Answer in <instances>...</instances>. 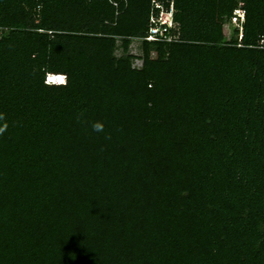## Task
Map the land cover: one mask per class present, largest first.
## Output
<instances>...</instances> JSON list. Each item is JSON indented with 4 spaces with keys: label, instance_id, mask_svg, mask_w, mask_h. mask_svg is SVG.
Instances as JSON below:
<instances>
[{
    "label": "trees",
    "instance_id": "obj_1",
    "mask_svg": "<svg viewBox=\"0 0 264 264\" xmlns=\"http://www.w3.org/2000/svg\"><path fill=\"white\" fill-rule=\"evenodd\" d=\"M0 129V264H264V0H0Z\"/></svg>",
    "mask_w": 264,
    "mask_h": 264
},
{
    "label": "clouds",
    "instance_id": "obj_2",
    "mask_svg": "<svg viewBox=\"0 0 264 264\" xmlns=\"http://www.w3.org/2000/svg\"><path fill=\"white\" fill-rule=\"evenodd\" d=\"M152 5L154 6L155 9L158 10V14H157V16H153L154 22H152V26L157 29V32L155 33V37L157 35L161 36V35H163V33L168 32L170 30V28L173 27V25H174L173 15H174L175 10L172 7V5H170L168 7V9H165L160 1H152ZM162 29H165V31L162 32ZM150 31H151V27L149 28L148 35H149ZM148 35H147V37H148ZM147 37H146V40H151V39H147ZM64 84H61V85H64ZM95 128H96V130H102V125H96ZM0 131H3V129H0Z\"/></svg>",
    "mask_w": 264,
    "mask_h": 264
},
{
    "label": "built area",
    "instance_id": "obj_3",
    "mask_svg": "<svg viewBox=\"0 0 264 264\" xmlns=\"http://www.w3.org/2000/svg\"><path fill=\"white\" fill-rule=\"evenodd\" d=\"M244 16V11L242 9H237L234 12L233 17L231 18L232 21H241ZM154 22V17L151 18V23ZM240 27V25H239ZM241 28V27H240ZM165 29H162V32H164ZM157 32V29L153 26H151V31L147 37V39H155V33ZM66 82V76L62 74H47L45 76V84L46 85H61Z\"/></svg>",
    "mask_w": 264,
    "mask_h": 264
},
{
    "label": "rangeland",
    "instance_id": "obj_4",
    "mask_svg": "<svg viewBox=\"0 0 264 264\" xmlns=\"http://www.w3.org/2000/svg\"><path fill=\"white\" fill-rule=\"evenodd\" d=\"M231 23H232L231 26L227 23L223 25L224 38L226 41H228L231 38L234 26L238 27L239 31H241V28L239 27L238 21H231ZM139 45H140L139 41H133L131 46H130V52L134 55H140ZM141 63L142 62L139 59L133 60V66L134 67H140Z\"/></svg>",
    "mask_w": 264,
    "mask_h": 264
}]
</instances>
